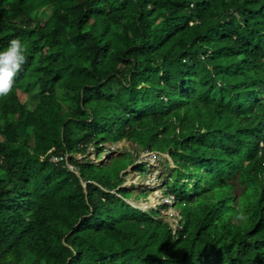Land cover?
<instances>
[{"label":"trees","instance_id":"1","mask_svg":"<svg viewBox=\"0 0 264 264\" xmlns=\"http://www.w3.org/2000/svg\"><path fill=\"white\" fill-rule=\"evenodd\" d=\"M14 39L0 264H264V0H0ZM123 141L175 165V229L86 156Z\"/></svg>","mask_w":264,"mask_h":264},{"label":"rangeland","instance_id":"2","mask_svg":"<svg viewBox=\"0 0 264 264\" xmlns=\"http://www.w3.org/2000/svg\"><path fill=\"white\" fill-rule=\"evenodd\" d=\"M116 145L117 146L114 148L115 150L111 153H106L102 150L101 153L103 154L98 157L96 151L92 148L86 156L99 165L106 164V167L112 170L110 171L112 175L116 176L120 169L118 173L120 176L125 173V179L122 186L127 187L130 190L128 195V198L130 199L129 202L133 203V206L137 208L153 209L158 205V202L161 201L160 196L162 192L160 188H164L165 179L167 177L166 175L167 173L169 174L172 172L171 169L175 167V165L172 164V162L168 160L169 158L167 155L164 154L165 156L161 159V163L154 167L153 170H151L150 167L148 168L147 164L145 165L144 170H133L130 155L123 154L127 152L134 153L135 149L138 147L137 144L123 141ZM76 157L80 160L85 159L83 155H76ZM110 161H112L111 165L108 164ZM141 171H144V173L142 174ZM147 176H149V179ZM147 181H149L148 184ZM145 192L146 195H143L142 193ZM164 211V209H160L161 219L170 222L173 228H175V223L179 217V209L175 207V209L171 211V214H173L174 217H168L165 215Z\"/></svg>","mask_w":264,"mask_h":264},{"label":"clouds","instance_id":"3","mask_svg":"<svg viewBox=\"0 0 264 264\" xmlns=\"http://www.w3.org/2000/svg\"><path fill=\"white\" fill-rule=\"evenodd\" d=\"M25 51L26 46L19 39L10 41L9 46L5 50L0 51V96H5L11 91L16 74L21 70L22 65L26 62ZM167 157L169 158L168 155ZM129 200L130 199H127L128 203ZM129 204L134 205L133 203ZM164 208L165 206L160 205L154 209H158L160 211V209ZM237 218L245 219L246 217L241 214Z\"/></svg>","mask_w":264,"mask_h":264},{"label":"built area","instance_id":"4","mask_svg":"<svg viewBox=\"0 0 264 264\" xmlns=\"http://www.w3.org/2000/svg\"><path fill=\"white\" fill-rule=\"evenodd\" d=\"M104 146L106 147V153H111L113 150H115L114 148L117 145L113 144V143H108V144H104ZM90 150H92V149H90ZM133 155H134L133 163L135 165H140V164L146 165L147 164L148 168L150 167L151 170H153L154 167H156L159 163H161V159L165 156L164 154H161V153L156 152V151H150V150H140V151L134 152ZM136 162H137V164H136ZM134 164H133V166H134ZM70 168L72 170H74L73 166H70ZM123 177L125 179V176H123ZM147 178L149 179V176H147ZM149 181H153V180H149ZM149 181H147V184L149 183ZM160 190L162 192V194L160 196L161 201L158 202V205L155 206L154 208H157L158 206L163 205V206H165V208H164L165 215H167L168 217H174V215L171 214V211L173 209H175L176 195L173 193L167 192L168 190H167L166 186H164V188H160ZM140 209H142V208H140ZM147 209H149V208H147ZM147 209H142V210H147ZM177 224H178V221H176L175 225L177 226Z\"/></svg>","mask_w":264,"mask_h":264},{"label":"water","instance_id":"5","mask_svg":"<svg viewBox=\"0 0 264 264\" xmlns=\"http://www.w3.org/2000/svg\"><path fill=\"white\" fill-rule=\"evenodd\" d=\"M83 185L85 186V188H86V183L85 182H83ZM87 191V190H86ZM129 203H131V202H129Z\"/></svg>","mask_w":264,"mask_h":264}]
</instances>
